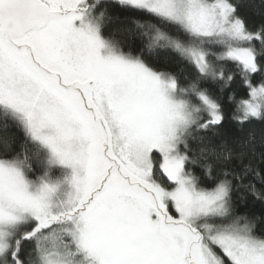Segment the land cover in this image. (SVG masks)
Returning <instances> with one entry per match:
<instances>
[{"label":"snow or ice","instance_id":"snow-or-ice-1","mask_svg":"<svg viewBox=\"0 0 264 264\" xmlns=\"http://www.w3.org/2000/svg\"><path fill=\"white\" fill-rule=\"evenodd\" d=\"M226 120L264 124V0H0V264H264Z\"/></svg>","mask_w":264,"mask_h":264},{"label":"trees","instance_id":"trees-1","mask_svg":"<svg viewBox=\"0 0 264 264\" xmlns=\"http://www.w3.org/2000/svg\"><path fill=\"white\" fill-rule=\"evenodd\" d=\"M242 14L248 16L250 19H255V17L252 16L251 11H249L246 8L241 9ZM119 15V13H117ZM124 24H127V21H123ZM129 43L135 47L136 41L134 38L129 37ZM150 59L157 64L159 67L164 68L171 72H179L181 68L186 69V72L188 74H191L193 72V69H191L184 61L180 59V57L170 50H158L156 53H154ZM232 90L238 95V96H244L245 91L243 90V86L237 81L235 84L232 85ZM226 114L230 115V108L226 105ZM223 131L227 136L233 137V136H241L246 135L249 131H255L257 140L261 137V135H264V124H261L259 122H254L250 125H247L244 130L238 131L237 127L232 124L230 121L225 122V127L221 130ZM264 151V148L260 147V145H257V152ZM259 187V184H257ZM241 193H237L236 196L238 197ZM238 210L244 214H254L256 216H264V203H260L259 201L254 200L252 197H248L246 202H240L238 201Z\"/></svg>","mask_w":264,"mask_h":264}]
</instances>
